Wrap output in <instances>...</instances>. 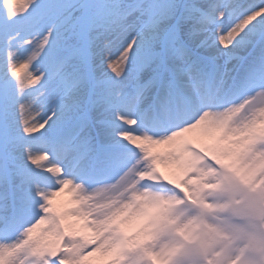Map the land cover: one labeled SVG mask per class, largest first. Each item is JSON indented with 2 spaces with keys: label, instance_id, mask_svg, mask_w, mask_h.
Listing matches in <instances>:
<instances>
[{
  "label": "snow or ice",
  "instance_id": "snow-or-ice-1",
  "mask_svg": "<svg viewBox=\"0 0 264 264\" xmlns=\"http://www.w3.org/2000/svg\"><path fill=\"white\" fill-rule=\"evenodd\" d=\"M0 264H264V0H0Z\"/></svg>",
  "mask_w": 264,
  "mask_h": 264
},
{
  "label": "bare ground",
  "instance_id": "bare-ground-1",
  "mask_svg": "<svg viewBox=\"0 0 264 264\" xmlns=\"http://www.w3.org/2000/svg\"><path fill=\"white\" fill-rule=\"evenodd\" d=\"M61 199L63 200L64 198L62 197Z\"/></svg>",
  "mask_w": 264,
  "mask_h": 264
}]
</instances>
